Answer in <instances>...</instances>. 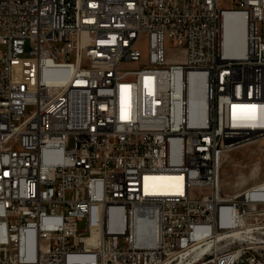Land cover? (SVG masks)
I'll list each match as a JSON object with an SVG mask.
<instances>
[{"label":"built area","instance_id":"1","mask_svg":"<svg viewBox=\"0 0 264 264\" xmlns=\"http://www.w3.org/2000/svg\"><path fill=\"white\" fill-rule=\"evenodd\" d=\"M230 2L0 0V264H264L231 233L264 198L221 193L230 151L264 139V0Z\"/></svg>","mask_w":264,"mask_h":264},{"label":"rangeland","instance_id":"2","mask_svg":"<svg viewBox=\"0 0 264 264\" xmlns=\"http://www.w3.org/2000/svg\"><path fill=\"white\" fill-rule=\"evenodd\" d=\"M222 4L231 6L230 0H222ZM169 47L176 48L171 43ZM146 56L145 52L144 59H146ZM19 76L20 71L17 70L15 77L18 79ZM257 157H264V152H260L257 149V145L252 143L242 145L230 151L222 165L221 193L223 197H228V195L234 196V194L246 190L252 184L264 182V162L262 168L259 164H253V161ZM79 227L82 233H85L86 219L79 222ZM249 228L250 231H248ZM241 230H243L242 234L247 236L246 238L255 241L264 239V203L258 205L256 209H247L244 212V224ZM256 245L260 246L259 250L264 254V244L258 243Z\"/></svg>","mask_w":264,"mask_h":264},{"label":"bare ground","instance_id":"3","mask_svg":"<svg viewBox=\"0 0 264 264\" xmlns=\"http://www.w3.org/2000/svg\"><path fill=\"white\" fill-rule=\"evenodd\" d=\"M239 19H242V16L239 14H226L224 17V30H223V39H224V45L228 52L234 51L236 49V37L234 34V28H235V22ZM197 78L201 79V77L197 76ZM202 93V84H195V87L193 89L192 94V102H194L196 99H198L199 95ZM198 101V100H197ZM194 106V105H193ZM234 117L235 122H246V123H256L261 120H263L262 115V108L255 106V105H248V104H242L240 106L235 107L234 109ZM176 174H163V173H154L149 174L146 177V186L147 190L152 192H174V191H182L181 188L177 187L176 182ZM247 192L248 195H260L264 198V182L256 184L254 186H251L247 188L246 190L239 192L237 194L228 195L225 199L230 198L231 196V204H239V198H241V194L245 195ZM254 208L253 205H250V210ZM244 224V215L240 217L239 219V225ZM250 231V228L248 229ZM247 231V232H248ZM231 233L234 236L242 237L244 238L246 235L242 234V231L240 230V227L233 229Z\"/></svg>","mask_w":264,"mask_h":264},{"label":"crops","instance_id":"4","mask_svg":"<svg viewBox=\"0 0 264 264\" xmlns=\"http://www.w3.org/2000/svg\"><path fill=\"white\" fill-rule=\"evenodd\" d=\"M264 140V139H263ZM252 144H255V145H257V149H258V146H264V142H262V140H261V142H259V144H256V143H252ZM256 149V148H255ZM255 152H257V151H255ZM258 159H259V157H257L254 161H253V164H258ZM262 165H263V163H261L260 164V166H261V168H262ZM221 176H222V170H221ZM264 177V176H263ZM257 184H259V183H257ZM254 185H256V184H252V185H250L249 187H251V186H254ZM222 186V185H221ZM240 192H242V191H240Z\"/></svg>","mask_w":264,"mask_h":264}]
</instances>
